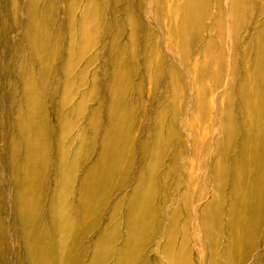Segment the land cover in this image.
Listing matches in <instances>:
<instances>
[{
	"label": "rangeland",
	"instance_id": "1",
	"mask_svg": "<svg viewBox=\"0 0 264 264\" xmlns=\"http://www.w3.org/2000/svg\"><path fill=\"white\" fill-rule=\"evenodd\" d=\"M48 1L39 0L36 3L41 34L35 35L34 39L27 31L31 0H0V223L3 226L0 242H5L9 264H28V250L19 223L20 206L27 196L20 194L17 179L22 176L32 127L40 129L37 133L41 134V142L50 152L48 170L42 176L41 183H37L31 191L29 205L36 219V232L44 226L50 239L53 229L49 203H61L59 193L63 188L56 176L59 152L71 142L69 148L72 154L80 146V136L86 138L81 160L78 161L80 170L77 176L81 177L101 151L111 107L131 111L129 133L134 139L133 144L123 145V175L116 174V157L110 158L114 173L107 176L103 187H99L97 206L101 212L97 217V227L84 240L88 248L81 264L89 262L93 238L102 234L103 230L113 233V249L124 242L125 213L130 208L131 191L139 184L138 175L148 160L142 156L141 144L152 135L156 136L155 141L152 140L155 151L164 150L166 153L162 161L159 160L160 163L155 162L154 158L159 169L155 170L150 180L157 198H154L152 204L150 195L153 188L146 186L142 200L145 205L142 202L144 206L140 205L136 210L139 217L130 213L131 221L138 222L143 227L138 231L143 233L135 238L136 252L139 255L135 264H166L158 246L165 241L175 209L178 210L176 248L179 249L180 242L185 237L187 240L185 252L182 250L183 253L180 252L178 256L189 264H200L199 253L202 250L207 255L208 252L205 249L206 239L202 235L195 236L198 231L197 214L201 222H207L204 207L216 195L217 189H220V180L225 184L221 205V219L224 223L222 229H225L229 184L231 186L232 171L236 167L234 160L240 148L242 125L246 118L242 113L238 94L244 75L241 59L247 48L244 44L253 46L254 36L264 23V15L255 12L248 27H239L235 36H231V40L223 47L219 45L217 29H210L209 36L211 34L213 41H218L219 44L209 48L213 49V53H210L209 63L205 64L208 66L195 79V72L206 62L202 46L207 43H204L198 27L187 29L184 36L180 37L182 40L170 35L174 23V17L171 16L172 0H161L163 13L155 11L154 0H120L113 6L105 1L95 0L101 9L96 15L94 35L88 39L87 45L80 44L82 35L79 29L80 10L86 0H77L78 7L70 22L64 9L67 0H54L50 8ZM128 1L129 13L138 24L135 31L129 28L130 23L123 9ZM263 3L264 0L253 2L255 8L261 7ZM139 8H144L145 14H141ZM162 16L168 21L160 23ZM206 23L209 25L210 19ZM118 25L121 26V31L117 35ZM36 42L37 46L39 43L43 46H34ZM81 47L85 48L80 50ZM255 48L251 47L248 55L251 66ZM150 52L154 53V57L151 67L147 68L145 58ZM220 52L223 53L221 58L217 57ZM183 54L189 56L190 60H195L196 66L185 60ZM204 76L206 78L200 86V81L197 80ZM174 87L178 90V107L175 109L172 99ZM39 91L41 98L38 99H41L43 109L35 113L31 111L32 114L26 113L28 110L22 108L28 93L36 95ZM197 105L203 109L199 114L197 111L195 113ZM92 108L98 109L97 127L93 130L88 123ZM21 109L23 120L31 124L19 123ZM162 110L163 118L159 117ZM173 115L175 117L172 118ZM195 115L198 120L193 118ZM226 120L231 121L238 132L230 153L231 148L225 142ZM40 126H43L44 131ZM169 128H174V135L168 132ZM195 149L201 152L196 158L192 156ZM176 157L177 163L174 161ZM176 166V170L172 172ZM212 171L219 172L220 176L215 178ZM227 173L228 177L224 179V174ZM99 174L98 172V177L101 175ZM121 180L126 181V185L109 196ZM73 194L71 192L69 196L71 200ZM117 203H120V210L114 221H111L109 216ZM154 208H159V212L153 213ZM149 209L152 213H149ZM144 211L151 217L149 220H144L141 216ZM252 225L253 221L246 231L247 237L243 244L232 240L226 259L228 264H235L236 261L240 264H262L264 247L262 248L260 241L264 236V219L259 238L257 237L259 241L255 240L256 228L253 229ZM236 229V226L233 227L235 234ZM156 231L158 235L149 244L146 234L150 236ZM224 233L223 231L220 248L215 256V260H222V264L227 232L225 235ZM250 243L254 247L245 256V248ZM83 251L85 249H80L81 253ZM260 254L262 257L258 263ZM115 258L112 256L107 264H114Z\"/></svg>",
	"mask_w": 264,
	"mask_h": 264
},
{
	"label": "bare ground",
	"instance_id": "2",
	"mask_svg": "<svg viewBox=\"0 0 264 264\" xmlns=\"http://www.w3.org/2000/svg\"><path fill=\"white\" fill-rule=\"evenodd\" d=\"M53 1L54 0L48 1L49 8L52 7L54 3ZM101 1H105L110 6H113L116 2L120 0H109V2L108 0ZM38 2L39 0H31V5L29 9L30 23L27 27L28 34L34 39L36 38L34 37L35 35L41 34V22L39 21L38 16H36L37 13L35 10L37 5L36 3ZM161 2V0H154V8L157 13H163V6ZM253 2L254 0H172L173 8L171 16L173 15L172 17H174V23L173 27L170 30V35L172 37H175L176 39H180L181 36H184L187 29L192 30L195 27H198L200 28L204 43H207L206 45L202 46V55L205 58L206 62H204V64H202V66L197 70L200 72H195V79L199 77L202 72H204V69L208 66H205V64L209 63L211 59L210 53H213V49L211 50L209 48L219 44L218 41H213L211 34L209 36L210 32L208 31L213 28L217 29L218 34L216 36L219 39V45L223 47L226 42L231 40V36H235L234 34H236L237 29H239V27H248L249 21L255 12H258V15H264V3L261 5V7L255 8ZM77 7V0L66 1V7L64 9L68 17V22L72 20L71 17L73 15V12L76 11ZM81 7L82 8L80 10L79 29L82 35V41L80 42V44L87 45L88 39L91 36L93 37L94 35V28L96 25L95 20L97 19L96 15L100 13L101 8L95 0H86L84 6ZM129 8L130 2L128 1L124 5L123 9L126 12V18L130 23L129 28L131 29V31H135V29L138 27V24L132 14L129 13ZM139 10L141 14H145L144 8H139ZM209 19L210 23L209 25H207L206 22L209 21ZM167 21L164 16H162L160 19V23H164ZM117 29L118 31L116 32V34L118 35L121 31V26L118 25ZM180 40H182V38ZM42 43H39V45L37 46L36 42L34 46L36 45V47H42ZM244 47H247L244 49V54L241 59L242 63L244 64V75L243 79L241 80L242 84L238 88V94L240 97L242 113L246 118L244 119L242 125L243 137H241L242 140L240 143V148L239 151H237L234 160L236 167L232 171L233 179L231 180V186L229 184V196L226 200L227 211L226 224L224 227L225 229H222V224L224 223H222L221 219L222 189L225 184L222 183V181L219 179L220 189H217L216 195H214L211 200H209V202L206 204L207 207H204L203 213L206 219H208L207 222H201V220L198 219L199 215L197 214L198 231L196 232L195 236L201 237L202 235L206 239L205 249L208 252L207 255H204L202 253V250L201 253H199V259L201 261H199L200 264H222V260H215V256L218 254L220 248L219 242L222 238L223 231L225 233L227 232L226 235L224 233V235L226 236V243L224 244L222 250L224 260L223 264H228L226 259H228L227 254L229 255V249L231 247L230 244L232 243V240L235 239L238 243L241 242L243 244L246 241L247 237L246 231L248 230V227L252 221L253 229L256 228L255 240H257V237L259 238V233L263 224L264 23L258 29L254 36L253 46H248V44H244ZM251 47H256L252 59V66L248 63V55L251 52ZM82 48L85 47H81L80 50ZM222 54L223 53L220 52L217 57L220 56L221 58ZM153 57V52H150L146 55L145 61L147 63V66H145L147 68L151 67ZM183 58L189 61L191 65L196 66V61L190 60L189 56L183 54ZM156 74H158V71L156 72ZM205 78L206 76L197 80L200 81V86L202 85V82ZM200 89L202 88L200 87ZM29 93L25 99L26 103H24L25 105L22 109L28 110L29 112H26L28 114H32L31 111L35 113L36 111L38 112L39 110H42V101L41 99H38V97L41 98L40 91L37 92L36 95H32ZM176 98H178V90L174 87L172 89V99L174 100L173 109H175V107H178V100L176 101ZM36 100L39 102H36ZM22 109L20 110L19 123H21L22 125H29V121H25V119L23 120L24 117L22 115ZM202 110V107H198L197 105L195 113L197 111L199 114ZM130 113L131 111L129 109L118 110L117 107L110 108L108 114L109 125L106 129V136L102 137L101 151H99L97 159L92 162V164L84 171V174L81 175V177L79 176L78 178L77 176L78 171L80 170V163H78V161L81 160L80 156L86 143V138L80 136V146L75 148V151H73L72 154L70 153L71 149L69 148L71 142L69 143V146L66 145V147L61 150V152H59V164L56 176L58 178L59 185H62L63 188L61 193H59V200L61 203L58 205L54 201H51L49 203L50 218L53 229V234L50 239L47 235V230L44 226L41 227V230L39 232H36V219L34 217V213H32V211L30 210L31 205H29L31 202V191L35 186H37V183H41V180L43 179L42 176H45L48 170L50 152L49 149H45L43 143L41 142V134L37 133V131H39L40 129L35 130L33 129L34 127H32L30 133V143L29 145H27L28 148L26 150V156L23 163V169L21 174L22 176L17 179L20 194H22L23 196H27L26 200L22 202L20 206L19 223L21 224L20 226L28 250V264H81L83 262L84 257L87 255L88 248V246L84 244L86 243V241L84 242V240H86L87 235L91 233L94 228L97 227V217L100 215L101 212L98 210L97 206L99 187H103V182L107 178V176L114 173V170L111 166L112 163L110 161V158H113L114 156L116 157V174H122L125 169L122 168L121 161L122 157L124 156L122 151L124 147L123 145L126 143L127 145L133 144L132 142L134 137L131 136L129 133ZM163 113L164 112L162 110L160 112L159 117L163 118ZM173 117H175V115H173L172 118ZM195 117L196 115L193 118L195 120H198V118L196 119ZM89 118L90 119H88V123L90 125L91 130H93L95 127H97L96 123L98 122L97 108L91 109ZM161 118H159V121ZM230 122L231 121L229 120L225 121V133H227V135L225 136V142L227 147L231 148L229 153L233 151V141L238 133ZM175 124H177V122ZM40 128L44 131L43 126H40ZM125 130L126 134H124ZM168 132L174 135V128H169ZM154 139H156V136H149L148 139L143 141V143L141 144L142 156H144V158L148 160L146 164L142 167V170L138 175L139 184L135 185L131 191L129 205L130 208L125 213L126 236L124 242L117 249H113V247L115 246V240L112 239L113 233L109 231L105 232L103 230L102 234L96 235V237L93 238L94 240L91 244L92 252L90 254V259L87 264H107L108 261L112 258V256L116 257V262H114V264H135L136 260L138 259L139 255L136 252L135 238L136 236H139L143 233L138 232L141 231L143 227L140 225V223L131 221L130 216L133 214L136 217H139V214L136 213V210L137 208H139L138 206H142L143 204L145 205L142 200L144 198L143 193L146 186H152L153 188L152 193L150 195V197L153 199L152 204L154 202V198H157V193H155L154 186L152 185V181L150 179L152 175L156 172L155 170L159 169L158 166H156L155 162L160 163L166 153L164 150H161V152L160 150L158 152L155 151V143H153L152 141ZM192 153V156L195 158L198 157L199 154H201V152L199 153V151L196 149L193 150ZM177 159L178 157L175 158V163H177ZM131 160L132 157H130L129 161ZM176 168L177 166L175 168L173 167L172 172H174ZM98 172L101 174H99V177L97 176ZM212 174L215 178L216 176H220L219 172L212 171ZM227 177L228 173L226 175L224 174V179H226ZM125 185L126 181H119L118 186L115 187V190H113V192H110L109 196L120 191ZM103 190L106 189L104 188ZM71 192H74L73 200H71L69 197L71 195ZM120 203L115 204V206L113 207L112 213L109 216V218H111V221H114V219L116 218L118 211L120 210ZM185 206L187 205L185 204ZM149 208H151V204ZM157 209L154 208L152 212H155L156 214L157 212H159V208ZM152 212L149 209V213ZM113 214L115 216H112ZM173 215L174 216L169 221L170 230L166 231L165 241L158 246V249L159 252L165 257L166 264H189L186 261L181 260L178 256L180 255V252H185L187 240L185 237V239L181 240L179 249L178 247L176 248V245L178 244V232H176L175 227L178 223V210H173ZM141 216L144 217V220H149L151 218L148 213L145 214V211ZM254 222L257 224L254 225ZM235 226L237 227V234H235V230H233V227ZM148 228L149 227H147V230ZM2 231L3 226L0 223V232ZM157 235L158 231H156L155 233H151L150 236L146 234L145 237H147V242L150 244V242H152ZM4 243L5 242L3 241L0 242V261L2 264H9V252L6 250V246ZM260 244L263 248L264 236L261 238ZM253 247V243H250L245 248V256H248V254L252 251ZM80 249H85V251L81 253ZM261 255L262 254L258 256V263H260V259L262 257ZM55 256L56 260H54ZM235 264H240V262L236 261ZM262 264H264V260H262Z\"/></svg>",
	"mask_w": 264,
	"mask_h": 264
}]
</instances>
